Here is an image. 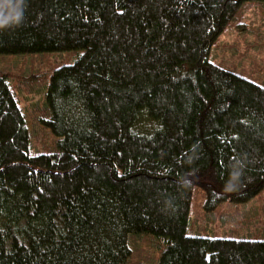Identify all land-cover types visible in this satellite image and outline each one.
I'll list each match as a JSON object with an SVG mask.
<instances>
[{
    "label": "trees",
    "instance_id": "obj_1",
    "mask_svg": "<svg viewBox=\"0 0 264 264\" xmlns=\"http://www.w3.org/2000/svg\"><path fill=\"white\" fill-rule=\"evenodd\" d=\"M248 2L27 0L0 56L80 54L47 81L55 153L29 152L0 74V264H129L130 235L156 264H264V240L186 234L194 186L209 214L264 190V88L209 60Z\"/></svg>",
    "mask_w": 264,
    "mask_h": 264
},
{
    "label": "rangeland",
    "instance_id": "obj_2",
    "mask_svg": "<svg viewBox=\"0 0 264 264\" xmlns=\"http://www.w3.org/2000/svg\"><path fill=\"white\" fill-rule=\"evenodd\" d=\"M80 52L0 56V74L8 77L29 131V152H58L57 138L41 124L49 118L44 93L50 74L73 63ZM209 60L264 88V3H244L210 50ZM17 99V100H18ZM24 108V109H23ZM204 195L194 186L188 214V236L231 240H264V190L245 204H222L203 210ZM129 264H156L161 248L148 235H130Z\"/></svg>",
    "mask_w": 264,
    "mask_h": 264
},
{
    "label": "clouds",
    "instance_id": "obj_3",
    "mask_svg": "<svg viewBox=\"0 0 264 264\" xmlns=\"http://www.w3.org/2000/svg\"><path fill=\"white\" fill-rule=\"evenodd\" d=\"M27 0H0V29L20 26L25 19ZM242 171H233L225 185V190H235L240 183ZM194 177H185L183 187L191 186Z\"/></svg>",
    "mask_w": 264,
    "mask_h": 264
},
{
    "label": "water",
    "instance_id": "obj_4",
    "mask_svg": "<svg viewBox=\"0 0 264 264\" xmlns=\"http://www.w3.org/2000/svg\"><path fill=\"white\" fill-rule=\"evenodd\" d=\"M184 182H185V180L182 183H184Z\"/></svg>",
    "mask_w": 264,
    "mask_h": 264
}]
</instances>
